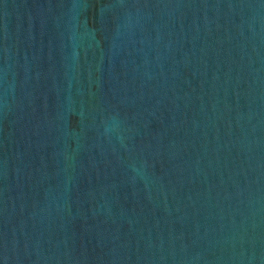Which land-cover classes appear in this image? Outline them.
Returning <instances> with one entry per match:
<instances>
[{
  "label": "water",
  "instance_id": "obj_1",
  "mask_svg": "<svg viewBox=\"0 0 264 264\" xmlns=\"http://www.w3.org/2000/svg\"><path fill=\"white\" fill-rule=\"evenodd\" d=\"M0 264H264V0H0Z\"/></svg>",
  "mask_w": 264,
  "mask_h": 264
}]
</instances>
